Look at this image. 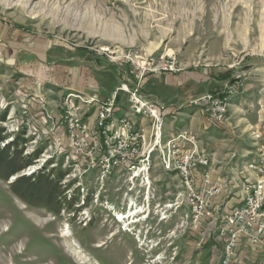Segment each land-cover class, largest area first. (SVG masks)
Returning <instances> with one entry per match:
<instances>
[{"label": "rangeland", "instance_id": "374dc122", "mask_svg": "<svg viewBox=\"0 0 264 264\" xmlns=\"http://www.w3.org/2000/svg\"><path fill=\"white\" fill-rule=\"evenodd\" d=\"M50 52H56L55 59L46 61ZM169 54L176 56L178 70L145 71L139 89L143 101L159 105L161 143L187 126L184 114L166 109L199 110L190 101L205 92L219 95L234 83L239 90L229 99L225 124L209 127L200 112L202 124L217 130L235 126L242 137L251 133L255 140L239 139L245 148L257 139L264 142V0H0V114L7 110L0 127L6 140L25 130L23 154L41 148L33 165L17 175L48 164L64 171L58 185L67 197L78 196V204L88 199L85 207L76 210L75 204L55 215L15 196L9 188L14 176L0 179V264H219L221 243L214 227L219 220L205 219L200 229L190 226V209L176 197L179 178L165 167L160 150L149 153L143 170L137 165L106 172L99 160L107 157L104 134L95 150L82 156L70 154L67 146L70 122H83L89 139L97 133V105L86 100H113L115 120H136L143 148L137 157L146 155L152 120L130 113L134 74L140 65L157 66ZM78 67L81 90L57 92L56 84L47 83L77 79ZM161 74L192 82L178 100L164 103L147 90L163 87L156 80ZM51 85L54 92L46 91ZM66 97L78 102L72 110ZM68 111L71 118L65 121ZM115 129L108 121L106 133ZM238 138L216 140L220 161L226 164L231 149L224 143L236 144ZM197 139L200 152L209 156L208 139L204 134ZM222 190L217 204L227 199ZM119 213L128 216L119 222Z\"/></svg>", "mask_w": 264, "mask_h": 264}, {"label": "built area", "instance_id": "2783aa9c", "mask_svg": "<svg viewBox=\"0 0 264 264\" xmlns=\"http://www.w3.org/2000/svg\"><path fill=\"white\" fill-rule=\"evenodd\" d=\"M138 65V64H137ZM139 67V66H138ZM160 69L177 71L176 56L169 54L162 63L153 67H144L140 65L134 75L137 81L133 84L129 104L145 107L150 110V117L156 120V129L154 132V141L151 143V151L159 150L157 143V124L161 119L159 105L155 102L143 101L139 92L142 75L145 71H157ZM237 84L227 85L223 93L213 94L205 92L201 96L192 101L206 102V119L204 122L210 127L212 123L225 124L227 115L224 113V99L230 94V91H238ZM94 99V98H93ZM64 104L68 110H72L74 106L72 102H67V97L64 99ZM117 107L116 101L102 102V110H95L97 123V133L92 134L89 139L87 126L78 120L68 123V139L67 144L69 149H72V155H84L85 152L95 150L98 136L104 134V150L107 157H100V162L106 168H111L112 165L134 164L133 153L134 149L139 144L140 132L136 127H129L128 122L123 120L124 129H122L121 139L117 144H109L110 134L106 133L107 113L112 108ZM72 112V111H71ZM71 112L68 111L64 116L65 121L71 118ZM142 128L139 127V130ZM258 133V138L260 133ZM103 137V136H102ZM93 141L91 142V140ZM172 140L175 141V155L177 157L178 172L183 175L187 184L186 196H182L184 202H193V214H190V226L193 229H200L205 219L223 220L224 236L228 241V251H220L219 262L225 264H239L237 261L238 249L240 241L244 239L251 246L258 248L261 253V259L257 264H264V185H259V177L264 174V142L257 144L255 160L250 166L251 171H258V179L249 180V175L244 177L245 191L241 194H248V206L244 209L228 208V211H223L219 207L213 196V187L216 185V179H213L210 160L207 155L198 150V158L188 159L187 149L191 144H196L195 138L186 133L185 128L174 131ZM146 159L141 163V170L145 168ZM205 194H212V201H205ZM179 197V194H176ZM220 211V212H219ZM205 233V232H204Z\"/></svg>", "mask_w": 264, "mask_h": 264}, {"label": "crops", "instance_id": "0c3cea01", "mask_svg": "<svg viewBox=\"0 0 264 264\" xmlns=\"http://www.w3.org/2000/svg\"><path fill=\"white\" fill-rule=\"evenodd\" d=\"M40 55L41 56L39 57H43L44 51L40 52ZM55 55L56 52L48 53L45 56L46 61L49 60L53 61L55 59L54 57ZM79 68L80 67H78V69L76 68L79 71V74L75 72V74H77V79L75 78V80L62 83L55 79H47V83L56 84V86L59 87L57 89V92H61L64 91V89L66 90L69 88L81 90V88H83L85 84L83 83L84 80H82L81 77L83 73L82 71L83 69L81 68L79 69ZM69 70L71 71L72 69L69 68ZM67 78H69V76ZM144 80L147 81L148 76H146ZM156 80L161 81L163 87H152L153 90L151 88H148L147 90L148 91L151 90L153 94L155 93V96L158 99H160L161 102L164 103H170L169 101L178 100L180 94L182 93L181 91H183L182 89L184 88V86L190 85V83L192 82L189 78L183 77L182 75L181 76L175 75L171 77L167 74H161L159 76L157 75ZM45 88L46 91L54 92V89L56 87L54 88V86L51 85ZM248 88L252 89L250 85L249 86L246 85L245 90H248ZM190 109L191 108L185 109L183 111L175 112L174 109L169 108L166 109L165 111H167L168 113L170 112L171 114L174 113L176 116L179 114H184L186 116L187 126H184L182 128L190 129L191 131L196 133L197 136L199 137L204 134L205 138L208 139L209 141L208 144L210 145V149H211V151H209V156H208L210 160L211 173L213 178L216 179V182L218 181L217 182L218 185H221L220 183L223 182L224 185L223 187L221 186L222 187L221 190L223 189L222 190L223 194L225 195V197L227 196V199H225V201H222L221 204H219V207L223 211H228V208L232 207L236 203H239L242 199V194L240 195L241 191L239 184H240V180L244 178L247 174L246 171L243 169L244 168L243 165H245L246 162L250 161L252 157L255 156L257 151V144L259 143L257 141L258 139L256 140V142L251 141L250 148L248 146L245 148L244 147L245 144H242V142L239 139L242 138L245 140L249 137V139L252 140L254 138H251V133L245 134L244 137H242L241 135H237V130H235L236 129L235 126H231V127L227 126L222 129L218 128V130L208 129L206 126L202 124V120H201L202 114L200 113L202 111L200 109L191 111ZM175 115H173L174 119L176 118ZM180 119L182 120L184 118H180ZM249 125L253 126L254 124L249 123ZM246 128H248V126H245L243 129H241V131L246 130ZM232 136L235 137L239 136V138L238 140L236 139V144L224 143L226 146L231 148L225 153L228 157L225 164V162H222L218 159L217 154L219 152V149L215 146L214 143L216 142V140H226L229 139L230 137L232 138ZM240 145H243V147H240ZM235 155H237V157L233 160L232 158ZM227 163H229V166H227ZM223 173H226V175H224ZM261 256L262 255L258 248L251 246L244 239L240 241V246L237 254V261L239 262V264H257V262L261 259Z\"/></svg>", "mask_w": 264, "mask_h": 264}, {"label": "trees", "instance_id": "16d2710c", "mask_svg": "<svg viewBox=\"0 0 264 264\" xmlns=\"http://www.w3.org/2000/svg\"><path fill=\"white\" fill-rule=\"evenodd\" d=\"M7 110L0 114V120L4 121ZM25 130H20L10 140H6L3 128L0 127V179L6 181L10 176L14 180L9 183L12 193L30 206L47 209L55 215L61 210L70 211L73 205L78 204L79 197L70 195L67 197L58 183L64 176V171L55 172L44 164L38 170L30 174L17 175L23 169L33 165L35 159L41 153V148H36L28 154H23L27 138ZM88 199L82 200L78 208L85 207Z\"/></svg>", "mask_w": 264, "mask_h": 264}, {"label": "bare ground", "instance_id": "6f19581e", "mask_svg": "<svg viewBox=\"0 0 264 264\" xmlns=\"http://www.w3.org/2000/svg\"><path fill=\"white\" fill-rule=\"evenodd\" d=\"M235 92L236 91H230V94H228L226 96V99H224V113L226 115H227V111H228V105L230 104L229 99L233 94H235ZM75 96H77L78 98H82V96H80V95H75ZM75 101L76 100H74L72 98L67 99V102H72V105L74 107H75V104L78 103ZM93 101H94V104L97 105L96 108L94 107L95 110H102V102H100V101L98 102L93 98H89L86 100V103L91 104ZM190 102L192 105H195L196 107H198L203 112L204 119H206V102H196V101H190ZM117 107L112 108V110H109L107 113V122L110 121V122L114 123V125L116 127V129L113 131V133L109 137V144H117L118 140L121 139L122 129H124L123 120H126L128 122L129 127H136V123H135L136 120L134 121L129 116H123L117 120H115L113 118V114L117 110ZM128 107H129L130 113L132 115H139L141 118L150 117V110H147L145 107H141V106H137V105H133V104H129ZM149 119H150V123L152 120V124H151L152 132L150 134H152L153 141H154V132L156 129V120H154L152 118H149ZM161 125H162V119H160L158 124H157V143H159V150H160L159 152L163 156L162 160L164 162L165 167L166 168L172 167L175 170V172L179 178V185L182 189H181V191H178L177 194H179V196H186L187 184H186V181H185V178L183 177V175H181L178 172L177 157L175 155V141L172 140V135H171L169 138L166 139L165 142L161 143V139H160L162 136ZM221 125L222 124H220V123H212V125H210V127H218V126L221 127ZM182 129H184V128H178L175 131L182 130ZM185 131L191 137H194L195 141H196V144H191V146L188 147L187 157H188V159L198 158L199 148H198L197 135L188 128H185ZM140 138H142L141 133L139 136V144L136 147V149H134V153H133L134 164L112 165V167H116V168L128 167L129 169H134V168H136L137 165H139L140 166L139 168H141V163H143V160L146 159V161H148V157H149L148 155L151 152V146L147 147V149H146L147 153L144 152V153H146V155H144L143 157H141L139 155L140 157L139 158L137 157L138 156L137 154L140 153V149L142 148L141 144H140V141H141ZM146 146H147V144H146ZM69 151H70V154H72V149H69ZM142 152L143 151H141V154H142ZM253 160H255V156L247 163L246 167L244 168V170L247 173L246 175H249V180L258 179V171H251L250 172V166H251V163ZM105 169L107 172V171H109L110 168H105ZM133 175H134V173H133ZM259 185H264V174H261V176L259 177ZM221 188H222L221 185H218L216 183V185H214V187H213V196H216L217 192H219L221 190ZM240 191H241V193H244V191H245L244 178H242L240 180ZM205 201H212V194H205ZM185 204L188 205V207H189L188 209H190L189 214H193V202H186ZM245 206H248V194H242L241 201L239 203L234 204L231 208L244 209ZM128 214H132V212L130 213V211H129ZM127 216L128 215H122L119 213V215L115 219L119 220V222H120V221H123V219H125ZM215 221L217 222V220H215ZM131 222H133V221H131ZM214 227H215V231H217V239L221 243V251H228V241H226V239L223 238V236H224L223 220H219L218 223H216ZM219 264H225V262H219Z\"/></svg>", "mask_w": 264, "mask_h": 264}]
</instances>
